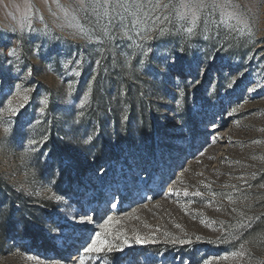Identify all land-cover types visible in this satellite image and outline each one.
I'll return each instance as SVG.
<instances>
[{"label": "rangeland", "instance_id": "1", "mask_svg": "<svg viewBox=\"0 0 264 264\" xmlns=\"http://www.w3.org/2000/svg\"><path fill=\"white\" fill-rule=\"evenodd\" d=\"M160 2L0 0V264H264V0Z\"/></svg>", "mask_w": 264, "mask_h": 264}, {"label": "snow or ice", "instance_id": "2", "mask_svg": "<svg viewBox=\"0 0 264 264\" xmlns=\"http://www.w3.org/2000/svg\"><path fill=\"white\" fill-rule=\"evenodd\" d=\"M95 8L100 9L103 8L104 12L102 13L103 15H108L107 12V8L109 6H111L112 8V13L113 15L111 16V23L113 24V26H115V22L116 19L119 17V19L121 20V24L120 27L124 28L125 25L123 24V20L126 19V17L123 15V13H121L120 11H118V9H123V12L128 13L129 15L135 16L137 17V20L133 21V24H136L140 18V14L144 11L145 7H151L153 10L159 9L161 7L167 8L169 7L168 4H163L160 2V0H155V3H153V0H146V3L144 2V0H131V2H129V0H104V4H101L99 2V0H94V5ZM207 5H205L203 3V0H190V3L185 4L184 8L186 9V11L184 13L179 14V18L180 19H185L187 16H191V22L193 24L196 23V20L199 17V10L203 7H206ZM216 7H222L223 5H214ZM232 6V5H229ZM97 15H101V13H97ZM230 18L236 19L238 23H243L244 21L242 20L241 16L234 10L231 14H230ZM31 30V29H30ZM161 34H163V32L165 31L164 29H160ZM187 33L189 35L192 34L193 29L187 28L186 29ZM105 36L108 37L109 33L107 31H105ZM146 36V34H145ZM8 55L10 57H16L17 56V51L16 49H10ZM18 58V57H17ZM9 63H11V61H9ZM77 63H80L79 61H77ZM97 63H99V61H97ZM79 74V73H77ZM29 75H31V71L29 70ZM16 87H19V85H16ZM27 91V90H26ZM23 99L25 101L28 100V96L25 95L23 97ZM42 103H44V107H47V102L42 101ZM24 105L20 104L16 107L12 106V100L9 99L6 102V108L5 110L11 115V116H16L19 112V109L22 108ZM82 106V105H81ZM44 107H42L40 109L41 112L44 111ZM4 133L7 134L10 129L5 127L3 129ZM30 143H34V141H30ZM115 207V205H113ZM251 219V218H250ZM83 222V221H82ZM108 223V221H105V225ZM105 225H101V228H105ZM246 227H251V224H247L245 225ZM103 235V233H96L94 238H91V242L87 244L86 247H84V252L85 253H96V252H102L105 249L109 252L112 251H123L124 247H131V243L127 240V238H125V240L123 241V246H117L114 245L111 241H107V240H102L101 236ZM197 240L201 239L200 237H196ZM149 242V238H144L141 237L139 235H136L135 237V243L136 244H144V243H148ZM173 243L177 242L175 240L172 241ZM190 241H186V240H180L179 243H189ZM241 247H243V245H241ZM243 253H233V256H237V255H242Z\"/></svg>", "mask_w": 264, "mask_h": 264}]
</instances>
